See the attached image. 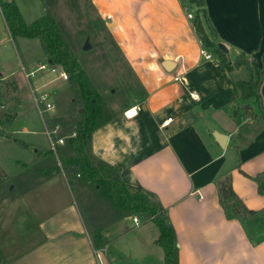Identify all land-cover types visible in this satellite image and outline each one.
<instances>
[{
  "label": "crops",
  "instance_id": "obj_1",
  "mask_svg": "<svg viewBox=\"0 0 264 264\" xmlns=\"http://www.w3.org/2000/svg\"><path fill=\"white\" fill-rule=\"evenodd\" d=\"M201 1L208 17L204 30L214 29L216 37L210 39L227 48V61L233 65L240 53L249 61L259 59L264 52V0ZM90 2L110 24L111 39L137 79L139 94L93 132L91 153L117 170L130 193L156 197L175 230L179 264H264V195L248 178L264 171V119L252 97L257 118L240 112L243 97L229 102L234 73L212 49L207 51L213 61L201 58L193 29L197 7L191 6L194 19L188 20L181 0ZM164 61L175 64L172 71L164 70ZM45 82L35 87L39 94L46 92ZM260 93L264 110V80ZM168 118L171 123L162 128ZM216 135L225 140L220 144ZM227 175L238 198L255 212L242 222L226 220L218 202L216 182ZM59 185L68 213L42 216L44 242L24 256H13L6 241L0 264H116L107 248L131 217L99 231L103 241L94 247L88 221L69 198L67 185Z\"/></svg>",
  "mask_w": 264,
  "mask_h": 264
},
{
  "label": "rangeland",
  "instance_id": "obj_2",
  "mask_svg": "<svg viewBox=\"0 0 264 264\" xmlns=\"http://www.w3.org/2000/svg\"><path fill=\"white\" fill-rule=\"evenodd\" d=\"M0 3H12L26 24L51 15L59 28L64 52L74 57L85 71L111 115L139 97L137 79L111 39L110 24L102 19L90 0H0ZM2 18L0 12V80L13 82L16 89L9 99L0 103V169L3 178L0 186V247L10 240L12 255L19 257L43 244L39 229L42 216H57V210L68 213L59 182L67 185L69 198L84 222L88 221L92 232L112 224L116 214L107 193L96 192L92 184L83 179L81 172L67 162L61 151L66 140L74 138L71 123L82 107L77 88L70 85L68 79H55V75L50 74L51 65L48 66L38 40L12 39ZM85 43L89 46L87 51H83ZM42 65L46 67L44 70H36ZM31 70L36 71L27 78L25 71ZM233 73L237 81L249 79L245 66ZM41 81H46L43 95L35 89ZM41 96H46V101L39 103L40 109L45 103L53 105V109L39 114L35 101H40ZM240 102L249 105V111L254 112L255 105L248 98L243 97ZM244 110L240 109V112ZM44 113L56 121L51 135L53 140L63 138L64 141L55 151L50 150L45 133L51 130L44 122ZM68 157L90 158L89 147L84 146L80 151L72 149ZM90 161L97 164L92 158ZM47 181L50 185L43 187ZM136 217L140 220L137 227L131 219L127 220L123 223L125 228L111 238L108 257L116 260V264H163V252L152 242L158 238L157 228L140 215Z\"/></svg>",
  "mask_w": 264,
  "mask_h": 264
},
{
  "label": "trees",
  "instance_id": "obj_3",
  "mask_svg": "<svg viewBox=\"0 0 264 264\" xmlns=\"http://www.w3.org/2000/svg\"><path fill=\"white\" fill-rule=\"evenodd\" d=\"M191 5L197 7L198 18L194 21L193 29L201 47L212 49L219 56L220 63L229 73H233L242 66L247 69L248 81L235 80L233 94L229 98V102L236 101L241 96L249 100L252 97L261 112L259 117L264 119L263 102L260 93L264 80V52H262L259 59H252L251 61L246 58L244 53H240L234 64L231 65L210 39L216 37L214 29L210 28L208 33L204 30L203 23H208V17L202 8V1L191 0ZM0 12L12 39L22 37L38 40L49 65L63 70L68 75V83L77 88L82 107L71 123L75 137L66 140L65 144L61 146V151L66 155L67 162L81 172L83 179L90 182L96 192L104 191L107 193V199L116 214L112 223L125 217H134L137 214L145 221H150L158 230V238L155 244L163 252V264H179V249L175 230L169 216L156 200V197L145 191L130 193L120 180L117 170L97 160L91 153L90 144L93 132L111 121L112 115L88 79L85 71L74 57L64 52L60 42L59 28L51 15L47 14L32 24H26L21 18L18 9L12 3H0ZM15 89L16 86L13 82L4 83L0 80V103L9 99ZM249 110H244V115L249 118H257ZM44 115V122L53 131L56 121L50 118L48 114L44 113ZM84 146L89 147L90 158L97 162L96 165L92 164L89 157L71 159L68 157L72 149L80 151ZM248 178L256 184L257 193L264 195V171ZM2 184L3 178L1 177L0 169V186ZM68 184L72 189L70 181H68ZM216 188L218 202L226 220L242 222L255 215V212L248 210L233 191L229 175L218 180ZM85 225L94 247H98V242L102 240L99 231L95 230L92 232L88 224L86 223ZM102 245H105V243H102Z\"/></svg>",
  "mask_w": 264,
  "mask_h": 264
},
{
  "label": "built area",
  "instance_id": "obj_4",
  "mask_svg": "<svg viewBox=\"0 0 264 264\" xmlns=\"http://www.w3.org/2000/svg\"><path fill=\"white\" fill-rule=\"evenodd\" d=\"M181 9L183 11V13L185 14L186 18L188 20H193L194 19V15H193V10L191 9V0H181ZM199 54L201 56V58H203L205 61H213V57H212V54L209 53L207 51L206 48H203L201 47L200 50H199ZM46 67L45 66H40L39 67V70H44ZM50 73H52L53 75H55V79H61V80H67V74L63 71H59L56 67H50ZM33 75V73H28V74H25V76L27 78L31 77ZM46 101V96H41L40 97V101L38 99H36L35 101V104L37 106V110H38V113L39 114H42V112H49L51 109H53V105H51L50 103H45L44 104V108L41 110L40 107H39V103H41ZM129 113V111L126 112V115ZM172 119L171 118H168L165 122L162 123L161 127L164 128V127H167L170 123H171ZM54 131H45L46 133V136L48 138V142L50 144V150L51 151H55L56 147L63 144V138H59V139H56V140H53L52 138V133ZM73 137H75V133H73ZM131 221L132 223L134 224V226H138L140 224V220L138 217L134 216V217H131Z\"/></svg>",
  "mask_w": 264,
  "mask_h": 264
},
{
  "label": "water",
  "instance_id": "obj_5",
  "mask_svg": "<svg viewBox=\"0 0 264 264\" xmlns=\"http://www.w3.org/2000/svg\"><path fill=\"white\" fill-rule=\"evenodd\" d=\"M217 48L219 49L220 52H222L224 54L228 52L227 48L223 44H218ZM88 49H89V46L87 45V43H85V45L83 46V51H87ZM162 67L164 68L165 71L170 72L175 67V64L171 61H164L162 63ZM243 108L245 110H248L250 108V106L245 105V106H243ZM216 138L220 144H221V140H225L224 137H222V136L219 137L218 135H216Z\"/></svg>",
  "mask_w": 264,
  "mask_h": 264
}]
</instances>
